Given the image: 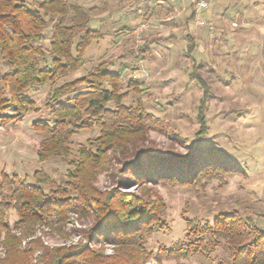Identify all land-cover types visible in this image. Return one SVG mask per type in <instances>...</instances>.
I'll use <instances>...</instances> for the list:
<instances>
[{
    "label": "trees",
    "instance_id": "16d2710c",
    "mask_svg": "<svg viewBox=\"0 0 264 264\" xmlns=\"http://www.w3.org/2000/svg\"><path fill=\"white\" fill-rule=\"evenodd\" d=\"M54 14L60 18L53 23L49 48L44 50L41 41L46 18ZM188 18H194L193 11ZM89 21L84 9L66 0H0V62L6 66L5 71L0 69V125L38 110L27 95L29 91L84 65L85 50L102 36L89 27ZM183 37L191 54L194 38ZM167 38L145 37L135 55L136 64L145 59L152 44ZM136 64L129 67L103 60L84 75L47 92L44 107L48 117L32 123L34 130L45 135L37 151L40 160L54 155L67 158L69 138L80 130L96 129L98 133L86 139L78 158L69 161L71 168L58 181L41 170L33 173V182L1 172L0 264H160L162 257L210 256L221 245L228 250V264H264V226L238 210L219 213L212 222L188 220L183 240L160 245L156 251L147 247L154 232L168 228L165 205L158 197L151 199L127 190L130 183L159 180L194 184L208 174L235 171L238 165L217 151L199 148V143L189 155L142 145L151 123L158 118L141 102H123L125 81L136 93L145 89L134 75ZM201 66L195 64L194 70ZM128 70H132L129 77ZM194 70L189 78L196 79L203 89L197 112L200 135L205 131L209 90ZM111 158L117 167H112ZM103 169L116 185L101 190L94 181ZM10 210L16 215L12 223ZM71 215L93 217L90 225L78 230L83 241L50 246L35 236L41 227L65 236L64 225Z\"/></svg>",
    "mask_w": 264,
    "mask_h": 264
},
{
    "label": "rangeland",
    "instance_id": "374dc122",
    "mask_svg": "<svg viewBox=\"0 0 264 264\" xmlns=\"http://www.w3.org/2000/svg\"><path fill=\"white\" fill-rule=\"evenodd\" d=\"M66 1L84 9L89 27L99 30L102 36L85 50L80 69L27 93L38 110L0 125V175L15 173L33 182V173L41 170L56 181L63 177L71 168L69 161L78 158L79 148L98 132L83 129L71 136L67 158L54 155L40 160L37 151L45 135L34 130L32 123L48 117L44 107L47 92L84 75L103 60L132 67L145 37L169 36L152 44L145 59L133 70L145 89L136 93L126 87V81L122 88L127 91L125 104L141 102L145 110L158 118V122L151 123L142 145L189 155L199 143V148L217 151L238 168L208 174L194 184L159 180L130 183L127 190L151 199L158 197L165 205L168 228L154 232L147 247L156 251L160 245L171 246L183 240L188 220L212 222L219 213L232 210L264 226V0H205L207 6L199 13L203 24L196 25L191 33L194 36L186 33L189 28L185 23L194 19L187 16L192 4L186 0ZM183 7L187 8L182 11ZM59 18L58 14L46 18L41 41L44 50L49 48L53 23ZM184 35H191L196 43L191 54L186 51ZM195 64L202 66L194 70ZM0 69L6 70L1 62ZM193 70L209 90L202 135H197L200 133L197 112L203 89L196 79L189 78ZM131 71L128 70L127 77ZM111 160L115 167L116 161ZM94 185L103 190L116 184L103 169L96 174ZM8 219L10 223L16 219L12 210ZM92 221L90 215L87 218L71 215L64 225L65 236L47 227H41L35 236L50 246L83 241L78 230ZM104 248L110 251L108 246ZM228 254L221 245L210 256L195 254L179 260L162 257L160 264H228Z\"/></svg>",
    "mask_w": 264,
    "mask_h": 264
},
{
    "label": "built area",
    "instance_id": "2783aa9c",
    "mask_svg": "<svg viewBox=\"0 0 264 264\" xmlns=\"http://www.w3.org/2000/svg\"><path fill=\"white\" fill-rule=\"evenodd\" d=\"M186 1H190L193 2L192 5V11L194 13V24L195 25H202L203 21L199 16V13L202 11L203 8H205L207 6V3L205 0H186Z\"/></svg>",
    "mask_w": 264,
    "mask_h": 264
},
{
    "label": "crops",
    "instance_id": "0c3cea01",
    "mask_svg": "<svg viewBox=\"0 0 264 264\" xmlns=\"http://www.w3.org/2000/svg\"><path fill=\"white\" fill-rule=\"evenodd\" d=\"M188 2L190 3V1H188ZM156 3H157V2H156ZM158 4H159V2H158ZM186 8H187V7H185V8L183 7V8H182V11L185 10ZM191 11H192V10H191V8H190V11L188 12L187 16H188V15L190 16V12H191ZM187 25H188V28H189L188 30H189V31H187L186 33H190V34H191L192 31H193L194 29H196V27H197V26L194 24V20H192V19H189V20H188ZM141 28H142V27H141ZM191 35L194 36L193 34H191ZM195 44H196V43H195Z\"/></svg>",
    "mask_w": 264,
    "mask_h": 264
}]
</instances>
